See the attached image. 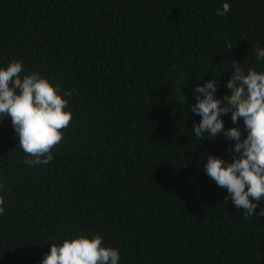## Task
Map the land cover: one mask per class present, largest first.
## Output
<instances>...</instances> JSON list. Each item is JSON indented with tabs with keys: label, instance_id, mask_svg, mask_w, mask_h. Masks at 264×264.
I'll return each instance as SVG.
<instances>
[{
	"label": "trees",
	"instance_id": "trees-1",
	"mask_svg": "<svg viewBox=\"0 0 264 264\" xmlns=\"http://www.w3.org/2000/svg\"><path fill=\"white\" fill-rule=\"evenodd\" d=\"M254 44L264 0H0V67L22 61L75 90L47 165H25L0 120V264H42L53 243L94 234L120 264H264V200L245 218L204 171L208 156H238L235 141H199L188 111L213 78L217 98L231 95L235 60L264 72ZM222 119L246 138L243 119Z\"/></svg>",
	"mask_w": 264,
	"mask_h": 264
},
{
	"label": "clouds",
	"instance_id": "clouds-1",
	"mask_svg": "<svg viewBox=\"0 0 264 264\" xmlns=\"http://www.w3.org/2000/svg\"><path fill=\"white\" fill-rule=\"evenodd\" d=\"M230 9V4L224 3L216 9V14L224 16ZM225 48H233L231 41L226 42ZM252 48L256 59L264 60V47L254 44ZM231 70L226 84L231 95L217 98L218 83L213 78L193 89L198 95L188 111L201 117L191 129L199 141L205 133L210 137L224 133L229 141H235L230 151L238 156L231 162L208 156L204 171L218 187L228 191L225 203L230 201L248 218L257 215L259 202L264 200V72L254 68L245 71L237 60ZM23 73L22 61L12 60L6 67H0V120L11 118L18 146L25 153V165H47L54 159L52 150L64 138L63 130L73 119L72 113L65 111L69 101L64 97L75 90L66 91L62 96L59 87L39 72ZM229 113L233 124L239 125L243 119L246 138H242L240 127L225 130L222 116ZM4 204L0 196V215L6 211ZM259 215L264 216V209ZM120 259L118 249L105 247L103 237L94 234L91 238L79 235L65 238L61 244L53 243L42 264H120Z\"/></svg>",
	"mask_w": 264,
	"mask_h": 264
}]
</instances>
